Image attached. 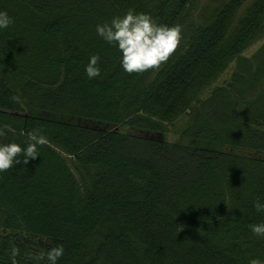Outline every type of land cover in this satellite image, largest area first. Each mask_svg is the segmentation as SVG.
<instances>
[{
  "label": "trees",
  "instance_id": "trees-1",
  "mask_svg": "<svg viewBox=\"0 0 264 264\" xmlns=\"http://www.w3.org/2000/svg\"><path fill=\"white\" fill-rule=\"evenodd\" d=\"M199 2L0 0L14 19L0 29V143L47 138L0 172V264L13 248L16 264H48L33 257L58 245L57 264L264 261L250 230L264 222V43L243 54L264 38V0ZM129 8L182 26L159 70L126 73L96 32Z\"/></svg>",
  "mask_w": 264,
  "mask_h": 264
},
{
  "label": "clouds",
  "instance_id": "clouds-1",
  "mask_svg": "<svg viewBox=\"0 0 264 264\" xmlns=\"http://www.w3.org/2000/svg\"><path fill=\"white\" fill-rule=\"evenodd\" d=\"M13 23L14 19L6 11H0V29H6ZM96 32L105 42L118 48L121 53V66L128 74L159 70L175 54L183 40L182 26L158 24L150 14L136 13L132 8L123 16H115L110 22L97 25ZM99 61L100 57L97 54L90 57L85 67L89 79L100 76ZM6 129L7 126L0 127V137L6 135ZM46 143L47 138L39 128L27 133L26 147L16 142L0 143V172L8 171L21 163L18 159L21 155L24 157L22 160L24 164H27L29 159H35L38 156V146ZM254 207L257 212H264V203L259 199L254 202ZM178 228L181 231L183 226ZM250 230L255 236L264 238V222L250 225ZM18 253L19 250L13 248V264H16L15 256ZM63 254V245H58L46 253L40 252L33 258L36 260L46 258L48 264H57V260ZM249 264H264V261L253 258Z\"/></svg>",
  "mask_w": 264,
  "mask_h": 264
},
{
  "label": "rangeland",
  "instance_id": "rangeland-1",
  "mask_svg": "<svg viewBox=\"0 0 264 264\" xmlns=\"http://www.w3.org/2000/svg\"><path fill=\"white\" fill-rule=\"evenodd\" d=\"M206 1H208V0H200V2L198 4V11L201 9L202 4H205ZM263 43H264V38L258 40L256 43H253L252 45L247 47V49L243 52V54L246 56H251L253 53H256V51L260 48V46ZM235 66H236V60H233L230 63V65L221 73V76H219L213 82V84L209 88L206 89V91L204 92L202 97H205L206 95H208L210 90L213 89L215 86L226 83L230 79V77H232L231 75L235 69ZM122 128L127 129V127H122ZM167 139H169L171 141L183 140V138H181V136L178 133H174V132L168 133Z\"/></svg>",
  "mask_w": 264,
  "mask_h": 264
}]
</instances>
